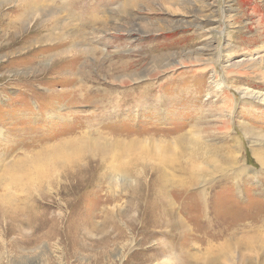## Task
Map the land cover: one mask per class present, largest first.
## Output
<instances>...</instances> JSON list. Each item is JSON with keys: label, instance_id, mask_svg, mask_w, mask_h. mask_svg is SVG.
Instances as JSON below:
<instances>
[{"label": "rangeland", "instance_id": "1", "mask_svg": "<svg viewBox=\"0 0 264 264\" xmlns=\"http://www.w3.org/2000/svg\"><path fill=\"white\" fill-rule=\"evenodd\" d=\"M81 124L82 172L1 176L0 264H264V0H0L1 170Z\"/></svg>", "mask_w": 264, "mask_h": 264}, {"label": "bare ground", "instance_id": "2", "mask_svg": "<svg viewBox=\"0 0 264 264\" xmlns=\"http://www.w3.org/2000/svg\"><path fill=\"white\" fill-rule=\"evenodd\" d=\"M204 22H205V20L203 21V23ZM203 23L199 22V27H201L203 25ZM79 126L83 130L79 131L78 135L75 136L74 138H69V141H67V142L63 141V142H59L55 145H50V146L46 145L45 147H43L41 149V153H38L39 152L38 151L37 153H35L31 157L19 158L17 160L10 162L11 164L8 165L9 168L6 170H4V169L1 170V164H0V171H1L0 172V181H1V176L2 177L6 176V178L11 182V185L15 186L16 188H19V190L25 189L27 191V189L30 188L29 187L30 183H32L33 181H37V179H36L37 177L39 180H42L45 178L46 174H49L50 172H58L59 171V172H62L65 176L72 175L74 172H77V174L79 171L82 172L84 170V167L82 166V161L84 159H87V158L89 159L92 157L94 158V157H96V155H103V154L107 153V150L111 147V145L113 146V143L112 142H108V143L103 142L102 139H100L102 137H100V133L98 132L99 131L98 128H97L98 131L94 130L93 132H91V130L88 129V127L90 128V126L87 127L83 124H81ZM0 133H2V132H0ZM180 142H181V144H184L185 139L181 140ZM207 152H208V149L203 148L202 143H198V140H196L195 147H192L191 150L189 151L190 161L184 170L186 180L184 182H182L181 184H179V186L177 187L178 190L180 191V192L178 191L180 193V195L178 194L179 196H182L181 195V194H183L182 191L190 190L191 187H195L194 185H196L198 183V180L203 176V170H202L200 165L201 164H208L212 160H214V158L212 159V158L207 156L208 155ZM168 157H170V156H167L165 158H168ZM257 159L260 161L262 170H264V160L262 159V157L260 158L258 156H257ZM173 160L175 161L176 158H173L172 161ZM76 168H78V170ZM110 171L113 172V170H110ZM127 172H125L124 174L130 175V173H132V172L134 174V170H132V169H130ZM50 174H52V173H50ZM76 176H78V175H76ZM158 182H159V179H158V177H156V179L154 180L153 183L156 184ZM149 188H150V186H149ZM153 188H155V187H153ZM162 194H163V190L157 188V190L154 191V193L152 194L153 195L152 200H149L146 198L147 202H148V200L150 203H152V201H153L155 204H153V203L152 204L156 205L159 209L158 224H161V222H164L165 217H168V216L174 217L173 203H168L167 201L165 202L164 198L162 197ZM205 195H206L205 190L200 189L199 193L195 194L194 198H197L199 201L198 203L199 204L201 203L203 205L202 201H204ZM15 211L16 210H13L12 213L7 212V214L9 215V217L11 219L14 218L13 215H14V213H16ZM18 211H19V209H18ZM198 212L202 216V218L205 219V216L207 215V211H206L205 206H203L200 209V211H198ZM23 215H25V214H23ZM200 215H199V217H201ZM19 216H21V215H19ZM199 217L196 216V218H199ZM31 218H32V216H29V220H32ZM177 220H178L177 223L179 224V227L184 225L182 223L183 218L181 216H179V218H177ZM174 224H175V222H174Z\"/></svg>", "mask_w": 264, "mask_h": 264}]
</instances>
